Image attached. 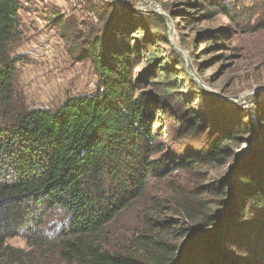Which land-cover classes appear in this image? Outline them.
Segmentation results:
<instances>
[{
	"label": "trees",
	"instance_id": "16d2710c",
	"mask_svg": "<svg viewBox=\"0 0 264 264\" xmlns=\"http://www.w3.org/2000/svg\"><path fill=\"white\" fill-rule=\"evenodd\" d=\"M190 5L202 19L221 15L242 32L264 30V20L249 22L264 11V0L234 9L220 0ZM110 8L104 33L83 54L94 64L97 90L56 109H28L15 89L17 67L28 61L7 49L21 6L0 0V251L8 254L7 242L19 236L40 246L42 231L60 215L54 243L65 264H264V106H255L254 121L243 110L215 118L192 108L193 93L179 92L184 61L172 50V62L164 60L159 50L168 44L166 19L151 12L149 26L132 9ZM137 32L143 36L134 37ZM229 33L206 31L204 38L213 50ZM188 82L201 91L189 76ZM162 115L180 123L175 141L183 140L187 151L159 142ZM250 136L258 138L255 151L213 184V205L204 200L186 208L198 220L183 230L181 245L164 241L161 224L122 250L108 248V229L143 198L151 180L174 169L224 165Z\"/></svg>",
	"mask_w": 264,
	"mask_h": 264
},
{
	"label": "rangeland",
	"instance_id": "374dc122",
	"mask_svg": "<svg viewBox=\"0 0 264 264\" xmlns=\"http://www.w3.org/2000/svg\"><path fill=\"white\" fill-rule=\"evenodd\" d=\"M195 1L148 0L153 6H159L155 9L167 18L168 44L159 48L162 58L172 62V50L184 61L185 72L182 67L177 71L182 84L179 92L185 96L193 93L192 108L211 113L215 118L229 111L243 110L254 121L255 106H264V30L242 32L221 15L212 20L202 19V12L190 5ZM220 1L231 9L254 2ZM114 5L121 11L132 9L138 14L137 22L149 25L147 18L151 12L145 10L147 4L143 0H117V3L114 0H30L29 6L19 11L20 27L15 40L7 45L11 57H24L28 61L17 67V102L28 109H56L70 97L93 94L98 77L94 64L83 54L88 43L104 33L110 7ZM259 20H264V11L249 22L255 24ZM219 30L230 33L217 40L212 50L215 45L207 42L204 34ZM133 36L142 37L143 32ZM146 66L143 63L137 73ZM188 76L201 91L191 88ZM178 126L180 123L173 118L160 116L159 142L166 150L183 153L189 147L184 146L183 140L175 141L179 138ZM257 145L258 138L250 136L224 165L174 169L164 179L151 180L143 198L123 212L108 229V248L122 250L135 235H145L161 224L167 225L165 232L160 233L164 241L181 245L183 230L194 226L198 220V217L191 220L185 213L186 208L195 210L197 202L204 200L213 205L217 199L211 190L213 184L228 179L238 162L252 155ZM209 209L204 208V211ZM61 219L60 215L54 216L42 231L40 246L25 236L9 240L6 246L11 248L10 255L0 251V264H65L57 254L53 233V224Z\"/></svg>",
	"mask_w": 264,
	"mask_h": 264
},
{
	"label": "built area",
	"instance_id": "2783aa9c",
	"mask_svg": "<svg viewBox=\"0 0 264 264\" xmlns=\"http://www.w3.org/2000/svg\"><path fill=\"white\" fill-rule=\"evenodd\" d=\"M29 1L30 0H18L20 6H21V9L24 8V7H28L29 6ZM107 1V0H106ZM144 3H146L147 5L145 6V10L146 11H149V12H154V10L156 9H159V6H157L155 4V6H153L154 4L152 3H148V0H143ZM115 3H117V0H114ZM152 4V5H151ZM156 8V9H155ZM253 119V118H252Z\"/></svg>",
	"mask_w": 264,
	"mask_h": 264
},
{
	"label": "water",
	"instance_id": "95a60500",
	"mask_svg": "<svg viewBox=\"0 0 264 264\" xmlns=\"http://www.w3.org/2000/svg\"><path fill=\"white\" fill-rule=\"evenodd\" d=\"M154 12L157 13V14H159V15H161V16H163L165 19H167V18H166V15H164L163 13H161V12H159V11H157V10H154Z\"/></svg>",
	"mask_w": 264,
	"mask_h": 264
}]
</instances>
